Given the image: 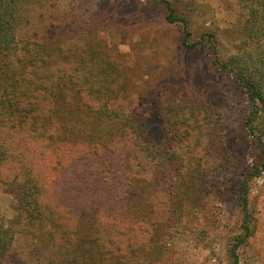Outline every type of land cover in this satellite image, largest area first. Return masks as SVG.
<instances>
[{"label": "trees", "instance_id": "obj_1", "mask_svg": "<svg viewBox=\"0 0 264 264\" xmlns=\"http://www.w3.org/2000/svg\"><path fill=\"white\" fill-rule=\"evenodd\" d=\"M162 2L167 22L184 25L183 46L212 53L217 67L232 73L248 96L244 125L259 153L237 191L243 232L231 242L229 255L231 264H239L238 249L251 236V181L264 174V86L258 75H264V0H238L246 12V39L226 58L215 33L194 40L188 19L172 1ZM26 6V0H0V167L10 164L15 174L9 184L18 213L11 223L40 232L36 237L48 241L42 264H165L157 254L165 235L141 211L148 204L142 193L150 189L142 175L159 172L176 147L160 146L134 111L133 116L123 114L109 134L82 131L76 146L71 118L100 123L109 117L110 104L122 90L115 81L124 75L123 68L93 69L89 57L96 52L76 54V17L48 37L22 36ZM253 42L258 50L251 47ZM179 137L167 135L168 141ZM94 181L99 185L92 190ZM69 198L81 209L64 205ZM119 199L124 200L112 203ZM11 223L0 216V264H15L10 251L19 229Z\"/></svg>", "mask_w": 264, "mask_h": 264}, {"label": "rangeland", "instance_id": "obj_2", "mask_svg": "<svg viewBox=\"0 0 264 264\" xmlns=\"http://www.w3.org/2000/svg\"><path fill=\"white\" fill-rule=\"evenodd\" d=\"M162 1L26 0L20 32L31 39L48 37L56 26L65 27L76 17V54L96 52L89 57L93 69L123 68L124 75L115 81L122 90L110 104L111 115L100 123L72 117L70 136L78 146L82 131L109 134L123 114L133 116L134 111L160 146L165 142L176 147L159 172L142 175L150 189L142 193L148 204L141 211L166 238L156 253L165 264H231L230 244L243 232L239 182L259 153L244 125L248 96L232 73L217 67L212 53L183 46L184 25L167 22ZM170 1L188 19L194 40L212 32L223 57L238 52L246 39V12L238 0ZM255 46L253 42L251 47L258 50ZM258 75L264 86V75ZM169 132L180 137L168 141ZM0 175L5 179L0 182V216L14 223L18 203L9 184L13 166L0 167ZM92 184V190L99 185ZM64 205L81 209L71 198ZM249 212L251 236L238 249L239 264H264V174L251 181ZM12 223L19 229L10 251L13 263L42 264L48 241L36 237L40 232Z\"/></svg>", "mask_w": 264, "mask_h": 264}]
</instances>
